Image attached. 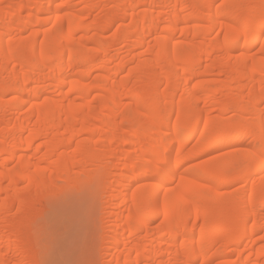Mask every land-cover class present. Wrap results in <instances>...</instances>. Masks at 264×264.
Masks as SVG:
<instances>
[{
    "label": "bare ground",
    "instance_id": "bare-ground-1",
    "mask_svg": "<svg viewBox=\"0 0 264 264\" xmlns=\"http://www.w3.org/2000/svg\"><path fill=\"white\" fill-rule=\"evenodd\" d=\"M81 1L0 0V264H40L38 205L97 175L104 264H264V5Z\"/></svg>",
    "mask_w": 264,
    "mask_h": 264
},
{
    "label": "rangeland",
    "instance_id": "rangeland-1",
    "mask_svg": "<svg viewBox=\"0 0 264 264\" xmlns=\"http://www.w3.org/2000/svg\"><path fill=\"white\" fill-rule=\"evenodd\" d=\"M244 1L247 4L257 5L260 3L258 5H264V0ZM80 2L82 1L77 0L79 6H81ZM102 2L106 3L105 0ZM202 25L204 26L201 27V41L206 40L208 42V40L217 38V33L210 32L208 34L205 32L207 29L206 26L209 25L208 23L204 22ZM115 28L116 26L113 27V30H111L108 35L111 36L116 30ZM263 40L264 33L260 40V44L251 49V54L256 55L259 53ZM126 49L129 50L130 48ZM127 50L125 51L124 49L123 51L125 52L122 55L125 54L127 56ZM242 52H246L245 48H243L240 53ZM217 54L219 56L222 55V53ZM214 73L215 74L209 76V78L207 77V79H214L216 82H228L229 78L232 79L236 77H226L225 75L218 74L217 71H214ZM216 73L218 75H216ZM260 73L257 76H260L261 82L264 84V71ZM245 83V81H240L239 85ZM233 85L238 86V84L235 83ZM260 107L264 108V102L260 103ZM234 113L235 111L227 113L226 117L232 116ZM212 114L220 115L221 111L215 110ZM127 123L125 124L129 126L130 124L128 125ZM212 156H214L213 153L207 154L198 158L197 162L201 163ZM117 162L118 160H115L114 165H117ZM99 177L100 176L97 175V177L95 176L91 181L83 180L80 183L78 182V185H76V183L67 184L62 181L57 188H54L52 192L45 196L46 199L42 200V203L40 202L42 206L38 205L39 211L36 213L37 215H33L30 220V222H33L30 234L34 241L35 248L39 252L40 264H104L103 262L109 259L101 258V255L107 252L106 248L111 244V242H109L110 240L103 241L101 224L102 219L112 210L113 203H117L118 200L113 199L110 194H102ZM242 184V182H239L228 187L226 190H236L240 188ZM113 194L116 195L115 192H113ZM84 199H87V201L85 202ZM14 211L15 209L12 212ZM158 222H161V218L158 219ZM125 237H129L128 232H126ZM99 259H101V261ZM18 262V259L14 257H10L7 260V264H18Z\"/></svg>",
    "mask_w": 264,
    "mask_h": 264
}]
</instances>
